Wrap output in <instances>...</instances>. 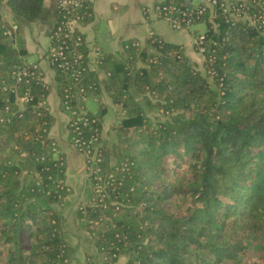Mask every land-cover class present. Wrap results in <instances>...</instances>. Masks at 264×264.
I'll use <instances>...</instances> for the list:
<instances>
[{
    "label": "trees",
    "instance_id": "trees-1",
    "mask_svg": "<svg viewBox=\"0 0 264 264\" xmlns=\"http://www.w3.org/2000/svg\"><path fill=\"white\" fill-rule=\"evenodd\" d=\"M220 1L198 21L206 23L205 72L180 44L155 34L145 45L125 40L121 55L99 57L107 89L124 112L112 130L124 142L118 164L125 166L114 171L115 188L107 187L103 201L92 183L93 203L76 213L97 232L99 252L130 249L126 264H264V1L231 0L244 4L236 11L224 10ZM175 2L193 7L187 0ZM6 3L27 21L42 8V0ZM88 6L85 0L79 9L83 19ZM242 10L255 22L232 15ZM9 34L0 14V77L15 81L9 72L25 49ZM75 34L84 40L79 30ZM70 47L85 63V41ZM53 69L62 106L71 81ZM84 83L99 91L93 71L84 72ZM14 87L29 88L32 95L20 108ZM132 90L144 92L147 103L157 94L171 113L152 122ZM48 92L37 78L0 86V107L9 104V121L0 122V264H62L69 249L52 203L67 193L61 180L65 159L61 153L54 157L51 145L40 140L51 124L48 108L41 106L39 114L33 107ZM100 107L82 113L88 121L83 137L98 133L101 140ZM67 127L71 139L74 132ZM100 147L106 161L108 149Z\"/></svg>",
    "mask_w": 264,
    "mask_h": 264
},
{
    "label": "crops",
    "instance_id": "crops-1",
    "mask_svg": "<svg viewBox=\"0 0 264 264\" xmlns=\"http://www.w3.org/2000/svg\"><path fill=\"white\" fill-rule=\"evenodd\" d=\"M162 0H87L88 11L85 18L77 25L78 30L83 34L84 41L87 46V69L93 71L98 83L99 91L93 93L89 91L87 94L92 98H97L98 104H102L105 112L102 116V139L104 147L108 149V155L115 154L114 150L118 145L109 142L108 133L110 129H106L104 121L106 117L116 120L124 116L122 105L118 100H113L111 92L107 89L106 73L100 69L96 62V53H110L113 55L123 54V42L125 40H138L141 45H145L148 38L152 35H158L164 40L180 44L184 55L192 62L201 65L204 63V56L194 47L193 31L189 28L173 29L168 21L160 17V15L152 9L151 12L145 11L150 5H155ZM188 3L194 5V0H187ZM56 0H42V8L37 18L27 21L16 15L6 3V0H0V14L4 26L11 39L21 42L25 49L22 58L26 59L28 54L35 55L33 61H37L44 72V80L48 85L49 92L46 95L48 103V111L52 117L50 127L47 131L51 141H54L58 152L66 159L65 178L74 176L76 172L82 173V155L72 145L69 138L67 127L68 115L59 101L57 91V79L55 71L50 67L46 59V52L50 44L49 31L56 20L55 11ZM19 27V34L16 29ZM18 42V43H19ZM140 64V63H138ZM82 96H80L82 104ZM83 105V104H82ZM85 108V106L83 105ZM101 108V107H100ZM86 109V108H85ZM98 109V106L97 108ZM95 109V110H96ZM113 137L114 135L111 134ZM118 155V151H115ZM83 174V173H82ZM84 183L78 189V194L87 197ZM92 194V185L89 184ZM77 194V195H78ZM72 195L71 193L68 194ZM63 203V202H62ZM61 203V204H62ZM78 207H86L88 203H78ZM75 209V210H76ZM76 213V211H75ZM67 236V235H66ZM95 245V244H94ZM96 246V245H95ZM96 249V253L98 249ZM88 258H90L87 255Z\"/></svg>",
    "mask_w": 264,
    "mask_h": 264
},
{
    "label": "built area",
    "instance_id": "built-area-1",
    "mask_svg": "<svg viewBox=\"0 0 264 264\" xmlns=\"http://www.w3.org/2000/svg\"><path fill=\"white\" fill-rule=\"evenodd\" d=\"M85 0H56L55 9L58 12V17H56L55 23L52 26V31L49 33L50 44L47 53V60L51 67L60 68L62 71L68 74V79L71 81V84L65 88L64 99L62 101V107L67 111L68 123L73 129V135H71V143L86 156L87 163H93V179L94 189L99 196V200L103 201L104 196H106V189L108 186L115 188V170L123 168L125 166H114V170L106 169L104 161V155H102V148L97 143L98 133H92L89 137H83L81 135V129L84 125L88 123L87 118L82 117V113L86 111L83 105L76 106L75 101L78 95L82 96L85 93H88L93 87L89 84L87 87L84 83V72L88 71L87 69V60L84 63V55L81 52L72 50L71 45L79 46L84 40L81 35L75 34V29L78 30L77 25L83 20V13L79 9L83 6ZM218 0H204L193 7H181L180 4L176 3L175 0H167L164 3H157L153 5V9L160 15V17L166 19L174 29L183 28L193 22H198L202 19V14L206 12L207 8L212 7L217 4ZM243 3L238 6H234L232 2L222 0L219 2V5L223 7L226 11H236L242 6ZM244 5V4H243ZM149 7L145 8V11ZM246 14L243 10L240 14H233L234 16H241V14ZM250 22H255L254 18L249 16ZM251 17V18H250ZM206 33L200 32L195 39V46L198 51L203 55L206 49L205 46ZM138 43V42H137ZM96 62L99 63V57L101 53H96ZM205 59V56H204ZM211 74L213 70H208ZM42 70L37 63H28L21 62L13 65L9 72V77L13 80L3 79L0 77V86L11 87L16 84V81L25 79L28 81L31 78L42 79ZM45 82V81H43ZM84 84V86H83ZM84 87V88H82ZM14 101L18 104V107H22L23 102L30 101L32 95L29 91V88H26L23 91H19L17 87L13 88ZM8 100V98H6ZM48 108L46 95L42 96L34 104V109L39 108L37 113H41L40 107ZM9 109V104L4 105L3 110L0 107V122L9 121L7 112ZM80 112V116L77 114ZM41 125H39L40 127ZM41 132L45 131V127H41ZM48 131V129H47ZM47 131L45 133L47 134ZM44 133V132H43ZM44 136L43 134H40ZM100 135V134H99ZM91 163V164H92ZM106 170V177L102 176V171ZM103 173V174H104ZM120 183V180L117 182ZM106 255H116V252H110L104 250V256ZM93 264V263H91Z\"/></svg>",
    "mask_w": 264,
    "mask_h": 264
},
{
    "label": "rangeland",
    "instance_id": "rangeland-1",
    "mask_svg": "<svg viewBox=\"0 0 264 264\" xmlns=\"http://www.w3.org/2000/svg\"><path fill=\"white\" fill-rule=\"evenodd\" d=\"M197 1L198 0H194L195 3H197ZM202 1H204V0H202ZM225 1L228 3V1L230 2L231 0H225ZM262 1H264V0H262ZM200 2H198L197 4H199ZM197 4H194V5H197ZM148 7H149V9L147 11L151 12L153 9V5H150ZM237 17L241 18V19H249V17L244 13H242L241 16H237ZM164 20H166V19H164ZM183 28H189L193 31L194 44H195V39H196L197 35L200 32H205L206 23L205 22H193V23H191V24H189ZM137 42L141 45V43L138 40H137ZM194 47L196 49L195 45H194ZM47 53H48V50L46 52V59H47ZM34 59H35V55L28 54L26 56V59L22 58V62L25 61L28 63H37L38 64L37 61H33ZM194 64L196 65V67L200 71H202V72L206 71L204 63L201 65H198L196 63H194ZM39 67L41 68L40 65H39ZM41 70H42V68H41ZM42 72H43V70H42ZM42 76H43L42 77L43 81H45L44 80V72H43ZM132 91H133L132 93H133L135 99L143 106L145 114L150 117L152 122H157L159 119L160 120L164 119L171 113V112L165 111V108L163 106V104H165V103L163 102L162 98L157 97V94L154 95L155 97L151 96L149 103H147L146 99L143 98L144 92H139V91H135V90H132ZM95 92L96 91H92V94ZM146 93L150 94V92H146ZM160 96L163 97L164 92L161 93ZM79 98H80V95H78L76 97V101H75L76 106H80L83 104L87 111L94 112V113L99 112L100 104H98L99 100L97 98L94 99L90 95L85 93L84 96L82 97V99H83L82 104H81V100ZM46 101H47V98H46ZM18 104L20 105V103H18ZM47 105H48V103H47ZM97 106H98V109H96ZM121 119H122V117L117 118L116 120H112V119H109V116H108V117H106V119L104 121L105 127H107L106 129L111 130L108 133L109 142L114 143V145L115 144L118 145V147L114 150L115 154L108 155V159L105 162H103V163H105L106 169H109V168H112V167L118 165V162H119L118 155L115 151L121 152L122 147L124 145V142L115 136L114 131L112 130V125L114 123H118ZM101 132H103L102 127H101ZM101 132H100L101 140H99V142L97 144L100 146H103L104 141L102 139ZM111 134H113L114 136L112 137ZM40 140L43 141V143L48 142L49 145H51V152H52L51 154L57 158L58 154H60V152H58V150H57L58 147H56L54 141H51L49 136H46V134ZM6 150L8 151L9 147H7ZM77 151L82 155V161L83 162H82L81 170H82L83 174L80 172H76L74 176H71L70 178L66 179L65 178V170H66V164L67 163H66V159H65L64 176H63V179H61V180L63 181V184L66 185L67 193L65 195H63L60 202H52L53 205L57 208V210L59 211V213L62 216V219H63L62 229L66 232V235H67L66 239H67V244L69 247V249L67 250V252L65 254V257L63 258L62 264H91V263H93V264H126V261L129 257V254H130V249L124 248V249L120 250L119 252H117L116 255L104 256V250L102 252L98 251L96 253V249L94 248V246L96 245L95 247L97 248L96 239H95L98 236L97 232L95 234H92L88 230V227L85 226V216L84 215L83 216H77V213H75L76 207L79 206L78 203H81L84 201L88 204L93 203L90 188L86 187V186H88L89 184L92 185L93 179L95 178V176L93 175V171H91V170H93L92 169L93 163L91 162L92 164L91 163L88 164L87 160H86V156L82 152H80L78 149H77ZM105 171L106 170L102 171L103 177H106V173H104ZM23 172L25 173L28 171L26 169H24ZM85 177L87 178L86 183L84 184V186L86 185L85 186V188H86L85 192L89 198L86 197L84 199V195L81 196L80 194H78V189L84 183ZM70 193L72 195L69 196L68 194H70ZM108 195H110V194H108ZM113 202L116 203V201H113ZM103 217H108V216L103 215ZM89 221H91V219ZM90 226H93V225L91 224ZM106 239H108V238H106ZM106 241L111 243L110 240H106ZM101 249H102V247H101ZM87 255L90 258H88Z\"/></svg>",
    "mask_w": 264,
    "mask_h": 264
}]
</instances>
